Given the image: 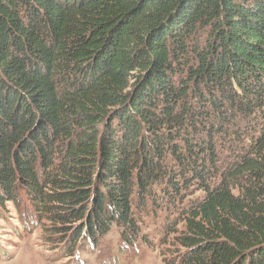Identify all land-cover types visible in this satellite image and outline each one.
I'll use <instances>...</instances> for the list:
<instances>
[{
	"label": "trees",
	"instance_id": "16d2710c",
	"mask_svg": "<svg viewBox=\"0 0 264 264\" xmlns=\"http://www.w3.org/2000/svg\"><path fill=\"white\" fill-rule=\"evenodd\" d=\"M192 189L180 264H264V0H0V204L129 237Z\"/></svg>",
	"mask_w": 264,
	"mask_h": 264
},
{
	"label": "rangeland",
	"instance_id": "374dc122",
	"mask_svg": "<svg viewBox=\"0 0 264 264\" xmlns=\"http://www.w3.org/2000/svg\"><path fill=\"white\" fill-rule=\"evenodd\" d=\"M206 37L207 32L198 31L194 41L202 46ZM191 65H196L194 59ZM186 72L184 67L179 75L186 78ZM153 190L160 193L156 186ZM185 193L183 203L160 197L155 205L146 197L141 207H132L134 236L128 237L123 226L112 224L109 232L95 239L82 234L75 240L73 231L84 225L83 220L59 225L51 214L37 212L25 192L18 190L14 200L0 204V264H180L186 252L179 244L184 232L182 211L192 195L200 196L195 189Z\"/></svg>",
	"mask_w": 264,
	"mask_h": 264
}]
</instances>
